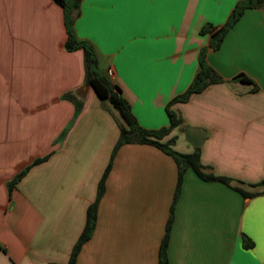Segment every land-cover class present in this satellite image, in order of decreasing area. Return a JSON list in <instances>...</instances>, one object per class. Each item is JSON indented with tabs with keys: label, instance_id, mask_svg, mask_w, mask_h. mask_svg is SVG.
Wrapping results in <instances>:
<instances>
[{
	"label": "crops",
	"instance_id": "1",
	"mask_svg": "<svg viewBox=\"0 0 264 264\" xmlns=\"http://www.w3.org/2000/svg\"><path fill=\"white\" fill-rule=\"evenodd\" d=\"M241 1L81 0L76 35L95 46L142 128L169 127L167 105L193 82L202 53L223 80L171 107L182 124L164 141L191 154L187 131L200 130L202 164L251 195L187 170L169 264H264V6L210 47L209 29ZM66 41L54 0H0V264H68L109 166L76 264H160L179 167L154 145L116 149L119 112L87 84L84 53Z\"/></svg>",
	"mask_w": 264,
	"mask_h": 264
},
{
	"label": "trees",
	"instance_id": "2",
	"mask_svg": "<svg viewBox=\"0 0 264 264\" xmlns=\"http://www.w3.org/2000/svg\"><path fill=\"white\" fill-rule=\"evenodd\" d=\"M54 2L62 7L64 11V24L67 31V41L65 43L66 50L69 52H75L79 50L83 51L87 84L91 87V89L95 92L99 99H101L102 101H108L119 112L122 122L120 139L116 149L126 144L154 145L168 155L172 156L179 167V180L176 195L174 198L171 215L168 221L166 235L163 239L160 250V264H169L167 249L173 222L174 205L178 199V194L180 192L185 172L191 169L203 181L222 182L228 186H232L231 179L216 176L213 172L209 171V168L202 164L200 148L195 149V151L191 154H184L177 152L172 148L175 142V138L164 141V139L168 137L174 129L182 124L181 118L175 111L171 109V107L176 103L188 102L192 95L201 93L210 85L223 82V80L218 75V73L207 63L205 54L202 53L200 57L199 71L193 82L183 94L175 97L167 105L166 110L169 118V127L162 128L156 131L144 129L138 124L137 120L133 116L131 107L127 100L123 97L120 88L115 85L109 79V77L100 70L99 55L95 46L88 41L79 39L76 35L75 22L79 15L81 0H54ZM263 6L264 0H244L238 3L224 26L219 29H209L211 32L210 47L213 50H217L218 48H220L227 33L234 28V26L247 10L260 9ZM236 80L244 83L255 84L245 75H240L236 78ZM46 160L47 158L37 160L35 164L44 162ZM30 169L31 167L26 168L17 177H15L13 181L9 183L8 187L10 193ZM109 171L110 166L107 168L103 178L100 181L95 203L91 205L87 211V219L84 230L81 233L77 243L73 247L68 264L77 263V258L82 250V247L92 238L94 234L98 218V202L103 196L105 190V181ZM262 184H264V182ZM232 187L245 197L251 195L239 186Z\"/></svg>",
	"mask_w": 264,
	"mask_h": 264
},
{
	"label": "water",
	"instance_id": "3",
	"mask_svg": "<svg viewBox=\"0 0 264 264\" xmlns=\"http://www.w3.org/2000/svg\"><path fill=\"white\" fill-rule=\"evenodd\" d=\"M200 130L189 128L187 131L188 140L193 144L195 148L201 146L203 135L200 133Z\"/></svg>",
	"mask_w": 264,
	"mask_h": 264
},
{
	"label": "rangeland",
	"instance_id": "4",
	"mask_svg": "<svg viewBox=\"0 0 264 264\" xmlns=\"http://www.w3.org/2000/svg\"><path fill=\"white\" fill-rule=\"evenodd\" d=\"M100 70H101V71L103 70L102 67H100Z\"/></svg>",
	"mask_w": 264,
	"mask_h": 264
},
{
	"label": "built area",
	"instance_id": "5",
	"mask_svg": "<svg viewBox=\"0 0 264 264\" xmlns=\"http://www.w3.org/2000/svg\"><path fill=\"white\" fill-rule=\"evenodd\" d=\"M111 73V72H110Z\"/></svg>",
	"mask_w": 264,
	"mask_h": 264
}]
</instances>
